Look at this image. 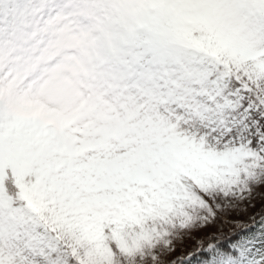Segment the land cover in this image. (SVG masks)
I'll list each match as a JSON object with an SVG mask.
<instances>
[{"label": "snow or ice", "instance_id": "snow-or-ice-1", "mask_svg": "<svg viewBox=\"0 0 264 264\" xmlns=\"http://www.w3.org/2000/svg\"><path fill=\"white\" fill-rule=\"evenodd\" d=\"M109 12L87 93L0 78V264H264V0Z\"/></svg>", "mask_w": 264, "mask_h": 264}, {"label": "rangeland", "instance_id": "rangeland-1", "mask_svg": "<svg viewBox=\"0 0 264 264\" xmlns=\"http://www.w3.org/2000/svg\"><path fill=\"white\" fill-rule=\"evenodd\" d=\"M114 0H0V78L12 80L21 93L36 91L52 76L82 81L89 91L91 77L81 71L97 64V40ZM12 41V43H11ZM100 67L95 68L100 73ZM264 203V186L254 193ZM248 213L221 214L222 220H244ZM218 225L217 227H219ZM228 231L231 225L222 224ZM216 230L206 229L205 231ZM202 233L194 234V238ZM193 240L185 241L190 249Z\"/></svg>", "mask_w": 264, "mask_h": 264}]
</instances>
